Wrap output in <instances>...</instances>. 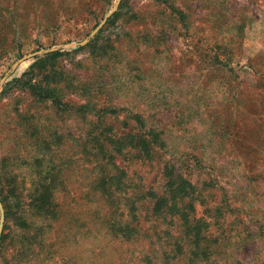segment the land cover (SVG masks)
<instances>
[{
    "label": "rangeland",
    "instance_id": "1",
    "mask_svg": "<svg viewBox=\"0 0 264 264\" xmlns=\"http://www.w3.org/2000/svg\"><path fill=\"white\" fill-rule=\"evenodd\" d=\"M117 1L0 0V162L18 152L0 174V264H144L138 256L155 245L124 242L104 223L129 213L131 200L122 196L115 212L92 186L99 169L81 145L101 128L127 144L117 162L134 197L163 196L173 173L174 216L178 207L188 220L202 216L200 233L210 228L220 239L204 264H264V0H120L93 34ZM52 48L64 51L56 65L65 76L47 77V62L37 61ZM60 81L63 102L89 109L58 111L33 89ZM147 133L152 143L141 151L137 139ZM50 157L63 167L61 216L32 224L30 197ZM173 222L165 225L178 235ZM35 232L46 243L32 249Z\"/></svg>",
    "mask_w": 264,
    "mask_h": 264
},
{
    "label": "trees",
    "instance_id": "2",
    "mask_svg": "<svg viewBox=\"0 0 264 264\" xmlns=\"http://www.w3.org/2000/svg\"><path fill=\"white\" fill-rule=\"evenodd\" d=\"M65 53L67 54L71 52L66 51ZM62 54H64V51H53L37 60L38 63L47 62V77L53 72L55 75H60L61 77L62 75L65 76L63 67L56 65L58 57ZM54 68H58L57 71L59 73L56 70L54 71ZM60 82L61 83L56 82L53 84L47 83V86L40 87V89L33 87V89L39 90V98H41V100L47 99V102L51 101L52 107L58 111L68 112L78 110V112H84L89 109L90 106L88 104L70 105L63 102L60 95V92L62 91V81ZM29 86L31 87L30 84ZM95 130L96 129H92L88 131L86 136L83 138L82 145L80 144L82 150H85L87 154H91L93 156V158L89 160L92 164H94V169H96V167L99 169L98 172H95V178L92 183L94 190L99 193L100 197H105L110 205V208H114L115 212H117V210H123V206L119 204L122 196L124 197V201L131 200L128 201L129 204H127L129 206V213L124 209V211H120L119 213L120 218L108 217L105 219L104 223L107 228L106 230L109 231L115 238H122L124 242L126 240L134 242L139 241L142 238H146L149 243L154 244V248H150L149 250L144 249L140 253L141 256H138V259L144 264H173V260L180 257L187 258L189 261L196 259L199 264H204L207 260V254L213 255L211 245L218 243V240L220 239L211 238L213 234L211 233L212 230L210 228L207 229L208 233L206 231L200 233L195 223H198V221L206 222L202 216H194L192 219L188 220L190 215L189 212L187 209H182L180 207L177 209V216H174L173 213L177 208V204L175 201H168L169 193H172L170 187L174 185V182H176L174 181L173 173H169L168 178L164 179L165 193L163 196L157 195L155 192L152 193V189H149L145 193L140 194L138 197H134V193L132 191H136L138 188L132 187L127 183L126 179L128 177V173L117 162L118 154H123L127 144L121 138L113 140L104 128L100 129L98 135L94 134ZM148 135V133L145 136L139 135L140 138L137 139L138 143L136 147H140V144L152 143L150 139H147ZM51 143L52 141H47V149H51ZM59 143L60 141L56 142V144ZM88 144H92L93 147H88ZM60 145H62V143ZM95 145L99 150L96 149ZM140 148L141 151H145L144 147ZM89 149H91V151L88 152ZM14 153H18L16 146L14 149L12 147L3 156V162H0V174H2V169H9L10 166L12 167L14 165L16 161L13 157ZM146 156L149 157L148 155ZM34 159L35 163L39 166L44 160V154L41 153V156H37ZM40 173L42 175L38 178V190L30 197V201L32 202L30 221L32 224L38 223V220L41 218V221H43V217L46 215L53 216V222L58 221L62 212L59 204L56 203L57 201L55 200V197L60 190V184H63V167H61L60 164H57L55 160L50 157V159L47 160V171H41ZM14 178L13 183L17 184L18 177L14 176ZM151 197L154 198V201H149ZM191 202L193 201H190V204L187 202L186 206L187 208L190 207L192 212H195V204L193 205L194 202ZM143 205L146 209V214L141 216L140 210ZM121 215H125L126 217L123 219L121 218ZM173 220H176V225L181 227L178 235L173 233L172 229L165 225L167 222L173 228ZM76 222L77 221H75V223ZM163 224L165 225V228L161 227ZM48 226L49 225L47 224V227ZM71 228H74L73 224ZM149 231L152 232L150 233ZM31 237L36 240L32 241V249L39 248V245L44 246L46 243L43 235H40L38 232H35L27 238ZM152 238H154L155 241L152 240ZM180 241H185L182 243V246L179 244ZM211 241L214 243H211ZM184 245H186V247ZM106 251L107 250L105 248L101 251L102 257L108 256ZM208 251H211L212 253H209ZM131 252H133L132 256L136 259L137 255H139L137 250H131ZM176 252H179L180 254H176ZM130 260L129 262H126L128 260L125 259L122 264H130ZM29 264L39 263L29 262Z\"/></svg>",
    "mask_w": 264,
    "mask_h": 264
},
{
    "label": "water",
    "instance_id": "3",
    "mask_svg": "<svg viewBox=\"0 0 264 264\" xmlns=\"http://www.w3.org/2000/svg\"><path fill=\"white\" fill-rule=\"evenodd\" d=\"M119 2H120V0L117 1L114 10L111 11L110 13H108L106 15L105 19H103V21L93 31V34L99 30V28L105 23V21L107 20V18H109L112 15V13L118 8ZM86 42H87V40L81 42V45L85 44ZM47 51H55V48L49 49ZM41 52L42 51H37V52H35V53L31 54V55H35V54L41 53ZM0 211H1V220H0V237H1L2 230H3V227H4V222H5V209H4V206H3V203L1 202V200H0Z\"/></svg>",
    "mask_w": 264,
    "mask_h": 264
}]
</instances>
